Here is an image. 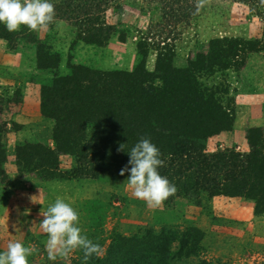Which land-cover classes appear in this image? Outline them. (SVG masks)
I'll use <instances>...</instances> for the list:
<instances>
[{
    "label": "trees",
    "instance_id": "1",
    "mask_svg": "<svg viewBox=\"0 0 264 264\" xmlns=\"http://www.w3.org/2000/svg\"><path fill=\"white\" fill-rule=\"evenodd\" d=\"M120 1L52 3L59 17L75 25L77 40L105 45L118 31L116 24L108 20L107 10L114 5L118 7ZM153 1L159 5L161 19L141 33L137 42L141 60L136 68L104 70L69 61L70 73L56 75L43 84L41 111L55 121L54 146L41 142L17 146L19 170L36 171L45 179H120L128 176V173L120 175V170L128 165L127 151L140 139L149 138L164 161L160 174L176 187V192L164 200L166 204L180 196L197 201L204 194L239 196L254 200L255 213L263 214V130L258 126L248 129L250 152L228 147L208 151L210 137L233 129L236 105L226 80L212 85L202 81L203 77H213L219 72L241 70L251 53L263 49L261 42L243 37L212 38L208 49L189 59L187 66H175V41L198 15L200 0ZM232 1L249 5L264 19L262 0ZM121 33V40H125V33ZM17 34L0 25L1 38L11 41ZM37 43L38 66L57 68L60 55L43 50L40 41ZM153 47L157 50L156 66L149 70L146 59ZM3 132L0 127V175L5 174L6 161ZM258 132L260 136L256 139ZM122 144L124 149L118 150ZM62 153L74 156L72 170L60 168ZM184 235L181 242L187 245ZM176 240L170 229L161 232L148 229L132 236L118 234L106 256H94L87 264H172L171 245ZM192 264L213 263L201 260Z\"/></svg>",
    "mask_w": 264,
    "mask_h": 264
},
{
    "label": "rangeland",
    "instance_id": "2",
    "mask_svg": "<svg viewBox=\"0 0 264 264\" xmlns=\"http://www.w3.org/2000/svg\"><path fill=\"white\" fill-rule=\"evenodd\" d=\"M52 2L58 4L59 0ZM199 8L198 15L175 41V66H187L189 59L208 49L212 38L243 37L260 41L263 47L250 54L248 67L202 78L207 85L228 82L230 94L235 98L236 116L239 115L242 124L236 128L238 132L210 137L208 151L228 147L250 152L247 133L251 126L248 128L246 118L252 116L259 123L264 119V19L249 5L232 0H200ZM107 18L116 24L118 31L105 45L77 40L75 25L56 12L46 29L36 32L25 26L24 31L22 25L11 41L2 38L7 50L22 58L26 70L21 77H10L0 83V127L4 129L1 141L6 155L5 174L0 175V250H5L9 241H19L31 249L29 264L54 262L48 259L45 249L48 236L39 223L44 218L42 212L59 197L79 213L82 234L101 246L99 255L88 261L94 256H106L118 234L132 236L148 229L155 232L170 229L177 236L171 245L172 264L201 260L213 264H264V213H255V202L252 204L246 198L204 194L197 201L180 196L171 204L163 201L159 206L149 207L132 194L133 189L126 182L128 176L45 179L36 171L19 170L17 146L27 142L54 146L55 121L41 111L43 84L56 75L70 73L69 61L104 70H133L141 60L137 49L139 37L151 23L161 19V11L153 0H121L118 7L114 5L107 10ZM121 32L125 33V40H121ZM37 41L43 50L60 55L57 68L38 66ZM156 59L157 50L153 47L146 68L154 70ZM27 85L34 89H26ZM261 128L264 135V124ZM259 136L258 132L255 138ZM59 157L63 171L74 168L72 154L62 153ZM184 234L187 245L181 242ZM83 256V251L76 249L67 257L58 256L55 262L83 264Z\"/></svg>",
    "mask_w": 264,
    "mask_h": 264
},
{
    "label": "clouds",
    "instance_id": "3",
    "mask_svg": "<svg viewBox=\"0 0 264 264\" xmlns=\"http://www.w3.org/2000/svg\"><path fill=\"white\" fill-rule=\"evenodd\" d=\"M264 2V0H262ZM55 7L52 0H0V25L9 32L26 26L31 31L46 29L54 21ZM124 145H120L121 150ZM128 165L120 170V175L128 173L127 184L132 194L143 200L149 207L159 206L176 187L159 168L163 166L159 148L149 138L140 139L130 150ZM40 227L47 234L45 244L47 256L55 261L58 256L67 257L70 252L81 249L83 264L93 255H99L101 246L82 234L79 213L71 203L61 198L49 204ZM31 249L19 241H9L5 250H0V264H29Z\"/></svg>",
    "mask_w": 264,
    "mask_h": 264
},
{
    "label": "crops",
    "instance_id": "4",
    "mask_svg": "<svg viewBox=\"0 0 264 264\" xmlns=\"http://www.w3.org/2000/svg\"><path fill=\"white\" fill-rule=\"evenodd\" d=\"M18 53H12L9 50H7L6 44L4 43V41L2 40V38L0 37V83L5 82L6 79L10 78V77H21L22 74L25 72V67H24V63L22 62V58L18 59ZM14 60V61H13ZM249 62L247 63V65L245 67H248ZM184 66V65H181ZM32 69V68H31ZM33 70V69H32ZM26 89H34V87H31V85H27L25 87ZM24 99L27 100V96H24ZM243 114V112H242ZM18 120H21V115H19ZM247 120V126L248 128L251 127H262L264 124V119L261 118V122L259 123L257 121V118H253L252 116H250L249 118H246ZM263 122V123H262ZM238 126H242V124H240V118L239 115L235 117V121L233 124V129L231 131H223L215 136L220 137V136H225L226 133H231L232 131H236L238 132V130L236 129ZM242 128V127H241ZM213 136V138L215 137ZM212 138V137H211ZM238 197V196H236ZM230 198H235V197H230ZM245 198V197H242ZM248 199V198H246ZM249 202H251L253 204L254 200L252 199H248Z\"/></svg>",
    "mask_w": 264,
    "mask_h": 264
}]
</instances>
